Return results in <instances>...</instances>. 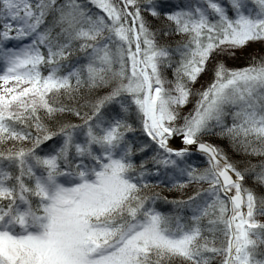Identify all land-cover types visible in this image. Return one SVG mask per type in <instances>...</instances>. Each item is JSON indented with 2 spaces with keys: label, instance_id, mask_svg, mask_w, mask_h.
<instances>
[{
  "label": "snow or ice",
  "instance_id": "obj_1",
  "mask_svg": "<svg viewBox=\"0 0 264 264\" xmlns=\"http://www.w3.org/2000/svg\"><path fill=\"white\" fill-rule=\"evenodd\" d=\"M0 264H264V0H0Z\"/></svg>",
  "mask_w": 264,
  "mask_h": 264
}]
</instances>
